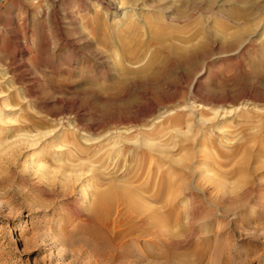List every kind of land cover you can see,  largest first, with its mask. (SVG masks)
Instances as JSON below:
<instances>
[{"label":"rangeland","instance_id":"1","mask_svg":"<svg viewBox=\"0 0 264 264\" xmlns=\"http://www.w3.org/2000/svg\"><path fill=\"white\" fill-rule=\"evenodd\" d=\"M88 1L59 0L78 53L75 28L108 62L105 108L79 96L78 116L50 90L68 47L42 49L53 29L33 0H0V264H264V0H114L97 16ZM76 56L82 84L94 64Z\"/></svg>","mask_w":264,"mask_h":264},{"label":"bare ground","instance_id":"2","mask_svg":"<svg viewBox=\"0 0 264 264\" xmlns=\"http://www.w3.org/2000/svg\"><path fill=\"white\" fill-rule=\"evenodd\" d=\"M45 1L46 2L44 3L43 0H33V3H32L33 6L37 9L36 15H37V17H40L39 21L46 23L48 26H51L53 29L52 34H49V31L47 32V30H43V29L40 30V32H39L40 36H41V39L39 40L40 46L45 51L47 49L48 50L49 49H52V50L59 49L60 50L61 45L65 44L69 49L67 51V55L64 56L63 61H62L63 65L67 67L66 71H65V75H66L65 81L63 82V80H62L61 83L55 82V83L50 84V90L53 93H55L52 101L54 104L58 105L57 113H66V112L67 113H70V112L74 113L73 111H75L77 113V115L80 116V114L88 112L85 109L86 107L83 109L77 105L76 101H77V98L79 96H82V97L85 96V97L93 98L96 101V107H98V110L102 111L105 108L104 107V101H105V94L106 93L104 92L105 91L104 87H106V86H104L103 84H104V79L106 78L105 67L108 63L107 62L105 64L104 52H102V50L97 45L90 43L88 40V37L80 35L81 34L80 32H82V31L79 32V30H76V28H75L74 34H77L80 37L81 42L86 43V49H87V50H84V51H81L78 53V50L76 49L78 44H77V42H75L76 40H74L70 35H68V33L66 31L67 28L65 25V24H67V25L69 24V25H73L75 27L76 22H75L74 18L71 17V14L69 13V11L66 7H62L61 5H59L61 3V2L59 3V0H45ZM76 1L80 5V7L81 6L87 7L88 5H90V4H88L89 3L88 0H76ZM91 1H93L91 3V9H92L91 12H93L94 16L98 15V13H99L98 9L101 6V4L104 5V8L106 10L110 9L113 13L115 11H118V9L124 8V6H121L122 3H120V4L118 3L119 4L118 5V4H116V2L114 0H91ZM32 4H31V6H32ZM21 6L25 7L26 5L24 4V2H21ZM89 8H90V6H89ZM97 21H96V23H97ZM26 22H28V21L27 20L25 21V26L27 27ZM7 25L4 26V29L7 28ZM86 27H87V25H86ZM98 29H99L98 24H95V25L91 24L89 32H90V30H92L97 34ZM68 30H69V28H68ZM9 31H11V29ZM22 31H23V33H21V32L20 33L25 35L28 31V28L27 29L25 28V30H22ZM20 33L18 31L13 33V39L14 40L11 44V48H10L11 50L10 51H12L13 54H15L16 56L19 57V60L17 62L16 67H25V61H26L25 58L28 56L30 48L33 45V42L29 38H26L25 36L21 35ZM97 41L100 42V37L98 36V34H97ZM244 45L245 44H241L240 48H242ZM77 54H82L84 57L91 58V60L93 61V64H94L93 70L91 72L92 78L83 81L82 84L75 83L76 80L73 79L74 77L73 78L69 77V76H72L71 71H70V65L72 62H75V58L77 57L76 56ZM86 67H87V65H86ZM51 70L53 73L56 72L55 68H53V67ZM31 72H33V71H31ZM35 73H36V71H35ZM207 75H208V70H206L205 68L199 69L197 74L192 79V82H191L192 89L193 88L198 89L200 83L207 77ZM25 76H26L25 80L27 82L29 81L32 85H36V84L42 82L41 81L42 77L40 78L38 73H37V75L36 74L33 75L32 73L28 72V74ZM42 79H44V78H42ZM47 79H48V77H47ZM47 79H46V81H47ZM117 80L116 81L111 80L112 85H114V86L119 85L120 86V84H122V80H120V81H119V79H117ZM48 82H51V81H48ZM123 86H124V84H123ZM29 87H31V86H29ZM32 91H33L32 96L35 99H37V101H39V103H41L43 105L42 107L47 109V107L49 105V100H45V98L42 95H40L39 92H37V90H32ZM198 93H199V91H198ZM28 96H30V95H28ZM76 117H74V118H76ZM78 119H77V123H78ZM79 123H80V121H79ZM90 126L92 128L93 125L90 124ZM104 194H105V192H104ZM123 200H124V198H123ZM99 204H100V202H99ZM120 204H121V201H120ZM97 206L98 205H96V207ZM111 206H112V204H111ZM111 206H110V202L107 201L105 203L104 208L95 213L97 221L98 220L101 221L102 226H104V229L105 228L107 229V227H108V222H109V217H110L109 213L111 211ZM100 208H102V207H100Z\"/></svg>","mask_w":264,"mask_h":264}]
</instances>
